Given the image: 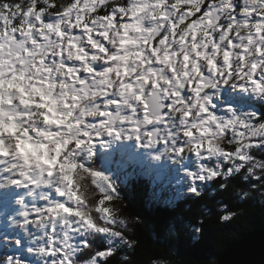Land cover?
Returning a JSON list of instances; mask_svg holds the SVG:
<instances>
[{"label":"snow or ice","instance_id":"1","mask_svg":"<svg viewBox=\"0 0 264 264\" xmlns=\"http://www.w3.org/2000/svg\"><path fill=\"white\" fill-rule=\"evenodd\" d=\"M138 170L264 198V0H0V264H128Z\"/></svg>","mask_w":264,"mask_h":264},{"label":"trees","instance_id":"2","mask_svg":"<svg viewBox=\"0 0 264 264\" xmlns=\"http://www.w3.org/2000/svg\"><path fill=\"white\" fill-rule=\"evenodd\" d=\"M122 179L126 184L121 189L123 201L116 207L130 221L129 234L137 242L135 250L128 253V264H185L189 259L197 264H218V255L233 242L254 230H264V198L260 193H256L254 201L238 206L235 192L239 189L231 186L227 191L214 188L196 199L181 195L178 178L151 180L146 173L139 176L136 172ZM217 202L236 211V219L221 223ZM201 219H204V239L193 247L186 232L189 225ZM176 226L180 231L174 235ZM113 264L122 261L114 259Z\"/></svg>","mask_w":264,"mask_h":264},{"label":"water","instance_id":"3","mask_svg":"<svg viewBox=\"0 0 264 264\" xmlns=\"http://www.w3.org/2000/svg\"><path fill=\"white\" fill-rule=\"evenodd\" d=\"M217 261L218 264H263L264 230H254L242 239L233 242L218 255Z\"/></svg>","mask_w":264,"mask_h":264},{"label":"rangeland","instance_id":"4","mask_svg":"<svg viewBox=\"0 0 264 264\" xmlns=\"http://www.w3.org/2000/svg\"><path fill=\"white\" fill-rule=\"evenodd\" d=\"M159 175H160L161 177H162V176H165V174H159ZM139 176H140V175H139ZM173 178H175V176H174V175H171V179H172V180H173ZM252 256L255 257V254L252 253ZM263 264H264V263H263Z\"/></svg>","mask_w":264,"mask_h":264}]
</instances>
